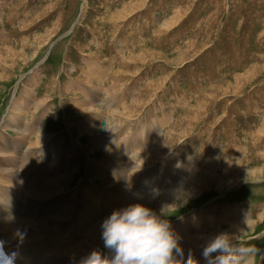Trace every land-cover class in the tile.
Wrapping results in <instances>:
<instances>
[{
    "label": "rangeland",
    "instance_id": "1",
    "mask_svg": "<svg viewBox=\"0 0 264 264\" xmlns=\"http://www.w3.org/2000/svg\"><path fill=\"white\" fill-rule=\"evenodd\" d=\"M160 30L163 33L157 34ZM0 37V56L5 62H0L5 68L0 76V126L6 117H15L14 108L18 107L29 123L36 120L41 124L61 152L70 147L79 151L81 161L68 171L71 183L64 193L80 192L87 180V166L99 173L98 163L107 164L118 151H125L121 153L129 170L160 176L163 187L175 161L173 170L185 179L206 181L204 173L214 170L215 181H206L197 196L150 210L167 220L173 232L188 231L187 221L192 220L191 240L204 230L211 233L212 223L206 224V219L216 223L221 218L224 231L245 221L235 236L231 231L228 234L234 242L254 246L258 250L255 264H264V0H0ZM129 58L135 65L126 62ZM89 70L97 82L87 83L85 72ZM235 77L240 86L236 87ZM154 82L163 84L158 88ZM107 89L112 93L108 91V95ZM26 95L33 97L34 103L39 99L46 103L35 109ZM80 97L97 101V107L77 110ZM137 98L143 103L129 118V108L134 111L136 107L131 102ZM98 109L102 111L98 126L107 136L103 146L93 149L91 139L99 132L80 135L77 125L87 114L97 115ZM162 120H168L162 134L175 129L174 138L179 141L167 155L146 167L143 162L147 158L141 157L144 147L132 148V141L144 128L145 141L151 146L150 138L156 136H149L147 129L154 127L160 132L158 122ZM119 123L126 124L116 128ZM15 134L2 132L6 138L0 144V169L4 172L0 173V187L6 186L13 172L12 145L20 142ZM126 136L128 146L119 145ZM114 143L117 147L111 148ZM28 152V169L32 177H39L36 151ZM189 161L197 166L194 174L182 172ZM113 166L122 165L112 159ZM95 182L100 187V179ZM32 194L24 188L22 198L14 204L23 203L24 197L30 200ZM58 199L54 195L45 202L54 207ZM110 201L102 206L105 211L112 207V198ZM35 202L37 206L40 201ZM38 205L35 211H41L43 205ZM57 206L56 214L64 208L60 203ZM18 212L22 213L21 207ZM197 218L203 222L198 223ZM78 219L74 218L80 227ZM82 242L78 240L73 248ZM191 250L196 248L191 245ZM195 254L191 257H204L203 249Z\"/></svg>",
    "mask_w": 264,
    "mask_h": 264
},
{
    "label": "bare ground",
    "instance_id": "2",
    "mask_svg": "<svg viewBox=\"0 0 264 264\" xmlns=\"http://www.w3.org/2000/svg\"><path fill=\"white\" fill-rule=\"evenodd\" d=\"M178 15L179 14L176 13L175 18H177ZM161 31L162 30L158 31L157 34L158 33L162 34L163 31L162 32ZM0 42H1V37H0ZM3 47L1 48L3 49ZM8 51H12V50L9 49ZM1 57L3 56H0V60ZM160 57L162 58V56ZM0 62H2V60ZM126 62H131L135 65L134 63L135 61H133L131 58H129V60H127ZM3 63L5 62H2V64ZM180 63H183V61H180L178 64L180 65ZM88 66L91 67L92 64H89ZM3 71H5V68L0 67V76H1V72ZM90 73L91 71L88 74H86L85 72L87 83L92 84L93 82H97L96 79H94L93 76L90 75ZM237 77L234 78L236 79L234 80L236 82V87L241 85L240 83H238L239 78ZM30 79H33L32 83L35 80L32 76L30 77ZM30 79H29V83H30ZM157 82L154 83L159 88L163 83L158 84L159 82L158 83ZM32 83H30L29 88L32 87L33 85ZM99 84L101 85L102 83ZM105 88H108V86ZM142 90H144V88ZM106 91H105L106 93H108V91L110 93L111 90L107 89ZM79 92H81L82 94L84 93L82 89ZM26 94H28V91ZM141 97H144L143 94H139V98ZM25 98H27L26 101L28 100V102H30L29 105L34 104L33 106L35 109H39L43 104L46 103V100H41V99H39L38 102L34 103L33 101L34 99L30 95H26ZM96 102H90L82 97L77 102L79 107L77 110L86 107L90 109L96 108L97 107ZM142 103L143 102L140 101L138 98L134 99L131 102V104L135 105L136 107L134 111H132V109L129 108L128 110V113L130 115L128 116L129 118L132 117L133 114L137 113V109L141 108L139 104ZM137 105H139L140 107H138ZM19 110L20 109L18 107H15L14 108L15 117L14 118H11L10 116L8 118L6 117L0 126V130H1L0 144L6 138L5 136L2 135V132H7V131L16 133L17 134V135L15 134L16 138L17 140L20 141L19 143H15L12 145V150L15 155V158L12 162L13 172L11 173L8 172V174L10 173L11 175L10 179L6 182L5 187H0V240L4 241V247H6V249L10 254L15 255V261L20 264H78L75 262L83 261V259L86 258L94 250L101 252L103 255H108L109 257H111L112 254L111 256L109 254L112 252L105 248L104 241L102 238V231H103L102 223L105 219H107L111 215L109 213L111 210L112 212L114 210H121L122 204H125L124 208L133 204H141L149 209L159 208L160 204L161 205H165L168 203L172 204L177 200L187 199L188 197H192V196L195 197L197 196L196 194L202 188L205 187L206 181L208 183H213L215 181L216 175L214 170H210V171L207 170V172L204 173L206 177L205 178L206 181L204 179L201 180L200 177L197 178L190 177L189 179H185L178 170L177 171L173 170L176 164L175 161L174 163L171 164V168H168L169 169V172H167L168 176L164 177V180L165 181L168 180V183L165 187H163L164 182L160 176H152V174H149L147 172L144 173V172H137L136 170L134 171L129 170L127 166L124 165L125 155L121 153L125 151H118L116 153V158H109L111 160H109L107 164L103 165V163H98L99 165L97 167L101 172V173L99 172L100 174L94 169L95 167L89 168V166H87L88 167L87 180L85 186L82 187L80 192L68 193V194L64 193L66 192V189L69 188V184L71 183V179L67 174L68 171L70 170V168H73L77 164L78 160L79 162L81 161V155L79 151L75 149L76 150L75 152V150L70 147L68 151H70L71 154H69L68 151L61 152L58 149V146L56 147V143L58 142L48 138L45 129H42L41 124L38 123L36 120H31L32 123H29V119L27 117L25 118V115H23V113ZM106 111L107 110H105L104 112ZM108 111L111 112V110ZM101 119H102V111L98 109L97 115L87 114L84 117V119L77 125L78 132L79 133L81 132L80 135L83 132H86L87 134H93V132L96 133L99 132L95 137H92L91 139L93 149L100 147V145H102L105 140L103 138L107 136V135H103L102 132L103 129L100 128V125L98 126V123L100 124L102 121ZM20 120L21 121L23 120V124L20 123ZM123 124L126 123L116 124V128H119V126ZM167 124H168V120H162L158 122V125L160 127V132L158 133L155 132L156 129H154V127H152L153 129L150 128V130L147 129V131L149 132V136L150 135L156 136V138H154V136L153 138H150L153 139L151 141L152 142L151 146L147 144L145 141L146 136L145 134H143L144 128L140 129L141 131L137 133L138 137L144 136V140L143 139L139 140L137 137L134 141H132V148L144 147L142 148L143 151H141L142 152L141 157L144 159L145 157L147 158V161L143 162V164L146 163L145 164L146 167L147 165H151L154 163V161H158L161 158H163L165 155H167L168 152L172 150L175 143L179 141L178 139L174 138V133L176 132L173 133V131L175 129L174 130L172 129L173 130L172 132L169 131L170 133L165 134V136L162 134V126L165 127ZM10 127H12V130L10 129ZM179 127L181 126L178 125L177 128ZM31 136H33V139L30 141ZM100 139L101 140L103 139V141H101ZM128 140L126 136L121 141H119L120 143L118 144L121 146H125V145L128 146L127 144ZM74 141L78 142L79 140L76 139ZM111 145H112L111 148L117 147L116 143ZM43 146H45L44 151H43ZM28 150L36 151L35 160L36 162L38 161L37 163L38 165L36 164L37 165L36 167L39 166L38 170L36 171L38 172L39 177H32L30 173L31 171L29 170L30 168L28 169V165H29V164L27 165L29 159ZM109 150L110 149H108V151ZM111 151L112 150H110V152ZM88 154L89 155H87V157L90 156V152ZM32 155H34V152H32ZM108 155H112V153H108ZM42 157L44 158L42 159ZM40 159L43 160L41 163H39ZM112 159L116 160L119 163V165L122 166L119 168L114 166L112 167ZM31 160L29 161L31 162ZM140 160L139 162L141 163ZM145 165L140 164L141 167ZM216 167L217 168L219 167V169H221V166H219L217 163H216ZM113 168L115 169V171H112ZM132 168L134 167L132 166ZM196 169H197L196 164L194 165L192 162H190V164H186L185 170H183L182 172H187L191 170V172L194 174ZM0 173H4V172L0 169ZM97 176H99V178ZM98 179H100V184H101V185L99 184L100 187H97L93 184L96 183L95 180ZM115 179H117V181L119 182H114L113 180ZM40 181L43 182L44 185H41ZM24 188L28 189V192H30V194L33 193L31 196H29L30 200L27 197H24L23 203L21 201L20 205H15L14 204L15 199H19L21 197V191ZM79 194L81 196H79ZM111 194H113V196ZM54 195H57L58 197H60V199L54 200V202H56V205L54 207H51L49 203L46 204L47 200L45 199L48 198L50 199ZM111 198H112V207L110 209L108 208L109 209L108 211H105L104 208L101 207V205L105 207L108 206L107 204L111 200ZM32 199H34L33 202ZM36 200L40 201L43 205L41 207V211L39 210L35 211L38 208L37 206H39L38 204L40 203L37 202L38 204L37 206H35ZM58 203H60L62 205L61 207L64 208L61 212L56 214V210H57L56 207H58L57 206ZM16 204L19 203L17 202ZM171 204L170 207L173 208ZM28 205L34 208L32 210H29ZM19 207L22 208L21 214L18 212ZM205 214L206 212H204L203 215ZM78 216L81 218L78 219L80 222V227H78V224L74 220V218ZM197 219H198L197 220L198 223L199 221L203 222L202 218L201 220L199 218ZM209 220L210 219L208 220L206 219L205 221H207L208 223L206 224L209 225H211L212 223L211 226L212 231H210L211 233L206 234L207 232H205L204 230L200 232L198 234V237H195L194 240H191L192 235L191 234L189 235V231L191 230L192 220L187 221L186 226L188 227V231L187 230L183 231L182 229H175L174 234L178 238V243L180 248L183 250V257L181 258L179 255H177L176 259H182L183 261L186 262L189 258V254L196 255L195 253H197L198 250L203 249L205 245L208 243V241L212 239L215 234L222 232L228 233L231 231L235 236L238 227L240 228L246 224L245 221L243 222L244 223L243 225L242 224L240 225L239 223L233 224L227 227L229 230L226 229L224 231L223 229L221 230L222 227L220 228V226L222 225L221 223L223 222V220L221 222V218L218 219L216 223L210 222ZM83 224L85 225L84 226L85 229H83ZM69 227L71 228L73 227L77 231V233L75 230L71 231ZM80 229L83 230L82 231L83 233L81 234L78 233ZM78 240H82L83 242L80 244L78 243L79 245L77 248H73L77 244ZM191 245L194 248H196V251L191 250ZM194 255L191 258L193 259L195 264H208V261L205 259V257L202 258L200 256H194Z\"/></svg>",
    "mask_w": 264,
    "mask_h": 264
},
{
    "label": "clouds",
    "instance_id": "3",
    "mask_svg": "<svg viewBox=\"0 0 264 264\" xmlns=\"http://www.w3.org/2000/svg\"><path fill=\"white\" fill-rule=\"evenodd\" d=\"M102 238L113 255L92 251L82 264H195L183 257L178 238L169 223L141 204L114 210L102 223ZM254 246L234 242L226 232L218 233L203 248L208 264H255ZM216 254L213 257V254ZM15 255L5 252L0 241V264H14Z\"/></svg>",
    "mask_w": 264,
    "mask_h": 264
},
{
    "label": "crops",
    "instance_id": "4",
    "mask_svg": "<svg viewBox=\"0 0 264 264\" xmlns=\"http://www.w3.org/2000/svg\"><path fill=\"white\" fill-rule=\"evenodd\" d=\"M160 43V42H159ZM158 44V43H157Z\"/></svg>",
    "mask_w": 264,
    "mask_h": 264
}]
</instances>
